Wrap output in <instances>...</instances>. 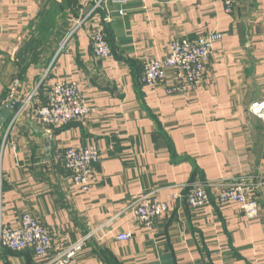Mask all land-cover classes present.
I'll use <instances>...</instances> for the list:
<instances>
[{"label": "crops", "instance_id": "0c3cea01", "mask_svg": "<svg viewBox=\"0 0 264 264\" xmlns=\"http://www.w3.org/2000/svg\"><path fill=\"white\" fill-rule=\"evenodd\" d=\"M72 1L0 0V113L13 101L20 112L33 96L2 129L3 224L17 228L29 214L58 250L88 237L78 264H264V124L249 114L264 101V0H234L230 14L221 0H105L94 12V0ZM98 29L111 49L105 59L94 53ZM215 33L223 38L199 88L167 95L173 71L154 87L141 84L148 59ZM57 80L78 83L95 112L62 128L41 124L34 111ZM92 145L101 158L92 189L81 194L64 155ZM196 183L209 187L211 204L191 209L186 197ZM235 183L252 189L257 220L218 203L219 189ZM151 192L181 199L147 226L132 211ZM125 233L132 239L118 241ZM0 264L47 262L31 249H1Z\"/></svg>", "mask_w": 264, "mask_h": 264}, {"label": "built area", "instance_id": "2783aa9c", "mask_svg": "<svg viewBox=\"0 0 264 264\" xmlns=\"http://www.w3.org/2000/svg\"><path fill=\"white\" fill-rule=\"evenodd\" d=\"M105 0H94L93 12L102 6ZM113 4L126 3V0H111ZM225 12L233 11L234 0H221ZM123 15L124 11H120ZM219 33L201 36L196 40L182 39L172 43L168 56L163 60L148 59L142 69L140 82L146 87H154L165 81L169 71L175 73L176 81L167 89V95L183 94L188 90H196L204 82L206 64L210 60L215 45L221 41ZM93 48L97 58L111 56L110 46L102 30L93 33ZM16 80L10 89V98H15L20 87ZM33 96L28 98L19 115L30 104ZM91 108L81 95L80 86L73 81L57 80L53 85L44 105L36 107L34 117L43 125L62 128L74 122H82L93 114ZM249 114L264 124V101L253 103ZM101 158L100 149L95 146L69 148L65 151L64 164L76 189L86 194L92 189L95 167ZM209 187L205 183L192 185L186 197L191 209H200L211 204ZM252 189L242 183L223 186L219 189L217 201L220 205L235 204L244 213L248 221H255L260 216L258 201L252 196ZM181 199L178 193L171 195L168 201H161L157 192H151L139 198L133 206V218L136 222L152 226L153 223L169 212L170 205ZM132 235L120 234L117 240L129 241ZM88 237H84L67 249L54 247L49 230L35 217L25 214L21 217L17 228L6 227L1 219L0 211V250L22 252L31 249L35 256L47 264H78V255L83 251Z\"/></svg>", "mask_w": 264, "mask_h": 264}, {"label": "water", "instance_id": "95a60500", "mask_svg": "<svg viewBox=\"0 0 264 264\" xmlns=\"http://www.w3.org/2000/svg\"><path fill=\"white\" fill-rule=\"evenodd\" d=\"M20 108H21V103L18 101H13L8 108L4 109L0 113V156L3 148L2 129L4 128V126L8 124L13 114L18 113Z\"/></svg>", "mask_w": 264, "mask_h": 264}, {"label": "trees", "instance_id": "16d2710c", "mask_svg": "<svg viewBox=\"0 0 264 264\" xmlns=\"http://www.w3.org/2000/svg\"><path fill=\"white\" fill-rule=\"evenodd\" d=\"M82 1H83V0H79V1H78L79 4H80V6H81ZM84 1H86V0H84ZM89 2H90V0H88V3H89ZM72 3H75V0H73ZM93 5H94V1H93ZM93 5H92V7H94ZM74 6H75V5H74ZM51 25H52V24L49 23V24H48V27L50 28Z\"/></svg>", "mask_w": 264, "mask_h": 264}, {"label": "rangeland", "instance_id": "374dc122", "mask_svg": "<svg viewBox=\"0 0 264 264\" xmlns=\"http://www.w3.org/2000/svg\"><path fill=\"white\" fill-rule=\"evenodd\" d=\"M104 3V1L101 3V4H103ZM141 77V76H140Z\"/></svg>", "mask_w": 264, "mask_h": 264}]
</instances>
